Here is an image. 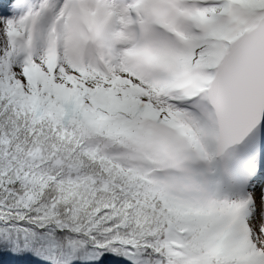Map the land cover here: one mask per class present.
I'll use <instances>...</instances> for the list:
<instances>
[{"label":"snow or ice","instance_id":"obj_1","mask_svg":"<svg viewBox=\"0 0 264 264\" xmlns=\"http://www.w3.org/2000/svg\"><path fill=\"white\" fill-rule=\"evenodd\" d=\"M0 264H264V0H0Z\"/></svg>","mask_w":264,"mask_h":264}]
</instances>
